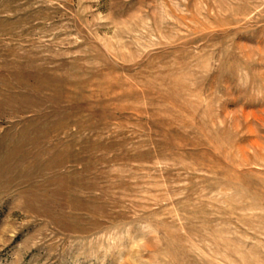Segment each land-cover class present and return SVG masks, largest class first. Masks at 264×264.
I'll return each instance as SVG.
<instances>
[{
    "label": "rangeland",
    "instance_id": "374dc122",
    "mask_svg": "<svg viewBox=\"0 0 264 264\" xmlns=\"http://www.w3.org/2000/svg\"><path fill=\"white\" fill-rule=\"evenodd\" d=\"M0 264H264V0H0Z\"/></svg>",
    "mask_w": 264,
    "mask_h": 264
}]
</instances>
